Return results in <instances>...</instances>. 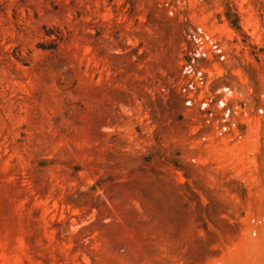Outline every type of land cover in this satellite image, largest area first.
<instances>
[{
    "label": "rangeland",
    "instance_id": "rangeland-1",
    "mask_svg": "<svg viewBox=\"0 0 264 264\" xmlns=\"http://www.w3.org/2000/svg\"><path fill=\"white\" fill-rule=\"evenodd\" d=\"M0 264H264V0H0Z\"/></svg>",
    "mask_w": 264,
    "mask_h": 264
}]
</instances>
